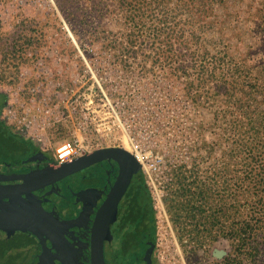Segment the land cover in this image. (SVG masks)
<instances>
[{
	"label": "rangeland",
	"instance_id": "rangeland-1",
	"mask_svg": "<svg viewBox=\"0 0 264 264\" xmlns=\"http://www.w3.org/2000/svg\"><path fill=\"white\" fill-rule=\"evenodd\" d=\"M260 1L230 0L225 19L212 10V26H192L193 39L181 17L133 20L118 0H0L2 117L10 111L12 131L52 154L75 140L88 150L135 152L157 216V264H222L233 246L218 235L216 218L221 202L233 209L245 156L235 157L229 98L218 92L233 82L231 73L211 60L222 35L236 62L251 69L238 75V87L260 89L264 30L248 13ZM78 8L87 12L83 25L74 18ZM5 239L12 247L24 241L2 235L0 257ZM21 248L11 264H34L30 247Z\"/></svg>",
	"mask_w": 264,
	"mask_h": 264
},
{
	"label": "flooded vegetation",
	"instance_id": "flooded-vegetation-1",
	"mask_svg": "<svg viewBox=\"0 0 264 264\" xmlns=\"http://www.w3.org/2000/svg\"><path fill=\"white\" fill-rule=\"evenodd\" d=\"M5 104L0 91V211L19 200L23 207L42 212L49 227L41 234L42 245L32 233L0 230V238L24 239L16 247L3 240L8 250L0 263L11 264L15 255H22L21 245L27 244L34 264H157V216L141 165L136 170L126 156L113 152L60 181L29 191L23 177L53 171L60 164L50 151L12 131L2 117ZM116 148L120 147L95 148L76 160ZM17 194L20 198H15Z\"/></svg>",
	"mask_w": 264,
	"mask_h": 264
},
{
	"label": "trees",
	"instance_id": "trees-1",
	"mask_svg": "<svg viewBox=\"0 0 264 264\" xmlns=\"http://www.w3.org/2000/svg\"><path fill=\"white\" fill-rule=\"evenodd\" d=\"M94 1L97 0H93V4L98 6L99 4ZM170 1L118 0L117 3L128 14V18L133 20L151 18L156 12H159L164 22L181 17L190 29L193 39L196 37V31L192 30V26H197L196 29L199 31L204 25L212 26V22L207 19L212 10H223L224 19L228 18L227 15L231 16L230 12L225 14L230 0H174L173 7L169 5ZM95 5L92 7L93 10L88 12L89 17H93L92 14L97 11ZM148 6L154 9L150 13L144 12L150 10ZM248 13L251 14L253 27L264 30V0L259 2L254 13L251 11ZM235 15L233 13V16ZM74 18L83 25L87 12L78 8ZM181 32L185 34L184 28H181ZM232 36L238 39L241 35L233 32ZM221 37L220 50H217L211 63L214 66L225 67L231 73L233 82L224 81L223 84L226 83L227 87H222V84L218 92L221 91L226 99L229 98L227 100L229 104L226 106L233 125L235 157L245 156L244 164L239 165L234 175L236 188L231 194L233 209L230 211L227 204L221 202L216 218L218 235L226 238L233 246L232 253L223 259L222 264H264V73L255 72L260 77L256 80L260 82V89L255 87L240 89L236 82L240 79L238 75L247 69L250 71V66L246 64L245 59L236 62L235 55L230 54V41L226 42ZM250 52L251 48H248L246 57ZM227 58L229 63L225 61ZM255 93L260 95V99L255 98ZM205 224L206 222L204 223L206 230ZM205 232L207 234L208 230Z\"/></svg>",
	"mask_w": 264,
	"mask_h": 264
},
{
	"label": "water",
	"instance_id": "water-1",
	"mask_svg": "<svg viewBox=\"0 0 264 264\" xmlns=\"http://www.w3.org/2000/svg\"><path fill=\"white\" fill-rule=\"evenodd\" d=\"M113 152H120L126 156L131 161L136 170L140 168V164L123 148L102 149L95 151L91 155L84 156L79 160L62 163L53 171L45 170L37 176H32L33 178L30 174L26 177H23L22 179L25 183H29V191H32L60 181L64 177L80 171L81 169L94 163L96 161L94 158L111 155ZM32 182H36L37 185L32 184ZM6 197L10 196L7 195ZM16 197L20 198V195L17 194L15 198ZM14 201L17 202V204L10 203L6 208H2L0 211V230H5L10 233H32L40 241L41 234L45 232L44 229L49 227V222L47 221L48 219L44 217L45 215L42 212L23 207L21 204L22 202L20 203L19 200ZM41 230L43 231L41 232ZM40 244L42 245L41 241ZM99 247L101 249V241ZM99 252L101 253V250Z\"/></svg>",
	"mask_w": 264,
	"mask_h": 264
},
{
	"label": "built area",
	"instance_id": "built-area-1",
	"mask_svg": "<svg viewBox=\"0 0 264 264\" xmlns=\"http://www.w3.org/2000/svg\"><path fill=\"white\" fill-rule=\"evenodd\" d=\"M33 103H34V100L31 99L30 104H33ZM28 112H29V108L27 107V108H25V115ZM4 119H5V121L9 122V121H13V119H15V117H12L11 112L8 111L7 115L4 116ZM20 132H21V130H20ZM20 135L22 136V134H20ZM29 142H32V141L29 140ZM120 148H122V147H120ZM124 150H126V149H124ZM89 151H91V150H88L87 147H84L83 144L78 140L71 141V142H64V143L58 145L57 148L54 150L53 158H54V161L56 163L62 164L65 162L74 161L78 157H80L82 154L87 153ZM127 152L130 153L135 158V160L141 165L140 158L138 157V155L135 152H133L131 150L127 151Z\"/></svg>",
	"mask_w": 264,
	"mask_h": 264
}]
</instances>
